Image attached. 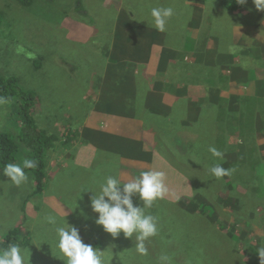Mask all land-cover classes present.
<instances>
[{"label":"rangeland","instance_id":"obj_1","mask_svg":"<svg viewBox=\"0 0 264 264\" xmlns=\"http://www.w3.org/2000/svg\"><path fill=\"white\" fill-rule=\"evenodd\" d=\"M26 1L27 4L25 0H0V76L17 78L21 88L36 97L34 110L41 118L38 129L45 131V137L19 142L15 162L36 159L37 153L31 151L30 142L33 146L43 143L46 181L44 191L37 192L32 173H26L27 183L16 187L0 171V244L7 234L19 229L13 242L29 248L30 264H65L56 248L54 226L45 220L46 216L54 215L59 224L67 221L75 226L85 244L106 251L105 264H159L158 257L162 253L171 257L172 264H262L257 251L264 247V134H261L264 131V79L257 78L258 73L264 74V12L256 9L253 0H246L238 10L225 7L226 2L233 0ZM160 7L174 9V16L164 32L151 27V9ZM242 23L251 25L243 30L244 44L240 39L235 40L237 27H244ZM197 26H201L219 49L227 47L229 55H235L230 59L233 65H227V71L230 68L235 80L228 83L229 92L223 96L226 101L237 96L232 90L235 87L232 81L239 87L252 84L251 93L241 97L248 99L245 106L249 105L256 114L255 125L250 126L257 132H252L248 140L257 144L262 161L250 175L251 167L244 163L247 156L237 157L231 148L232 126L242 131L250 121L247 117L245 126L229 123L230 134L223 132L224 146L218 145L222 136L209 127L211 120L205 114L201 124L196 125L203 135L200 144L190 146L198 142V132L182 134L178 146L172 143L174 133H164L165 148L159 150L165 152L167 158L158 152L159 156L152 158L156 161L152 166L166 173L169 194L148 209L158 218L159 233L145 242L147 255H141L135 249V236L126 239L121 233L114 239L97 226L98 214L90 206L94 193L89 190L98 191L99 183L107 176L119 174L122 182L133 179L124 171L118 173L121 158H113L114 154H95L84 158L83 162L77 152L68 162L67 155L74 144L65 137L71 133V126L79 125L83 117V121L88 118L98 91L106 90L113 82L109 68L115 59L112 51L116 42L134 36L147 41L161 38L167 51H172L170 55L191 58L192 54L183 56L185 53H179L177 47L185 43L189 29ZM169 32H174V37ZM129 64L136 67L135 60ZM224 64L217 63L216 68L211 69L203 60L202 82L208 77L220 78ZM105 77L109 83L98 85ZM224 84L220 81V85ZM91 86L96 87L92 92L95 97L88 100ZM114 101L118 108L112 111L118 113L132 112L127 106L135 104L104 99L97 106L105 109ZM17 105L18 102L0 103V132L21 134L22 118ZM74 111L77 114L71 117ZM246 111L253 115L248 107ZM184 114V110L173 112L175 131L181 129ZM242 115L240 112L237 122H243ZM227 127L225 125V129ZM209 147L223 153L220 162L224 167L235 165L230 169L232 174L223 180H216L198 165L199 155L207 165L212 164ZM84 149L83 155L92 154L88 146ZM115 167L116 173H112ZM242 168L247 170L246 174L240 173ZM133 199L143 206L138 197Z\"/></svg>","mask_w":264,"mask_h":264},{"label":"crops","instance_id":"obj_2","mask_svg":"<svg viewBox=\"0 0 264 264\" xmlns=\"http://www.w3.org/2000/svg\"><path fill=\"white\" fill-rule=\"evenodd\" d=\"M241 25L245 28L237 27L238 35L236 34L235 40L240 39L244 44V38L241 37L243 30L250 28L251 25L248 23ZM174 34V32L171 34L172 37ZM188 34L185 43L177 48L179 53H185L183 56L192 54L191 58L170 55L172 51H167L164 47L166 43L161 38L153 37L147 41L134 36L120 39L115 43L112 51L115 59L112 60L109 68L111 75L114 76L113 82L106 90L98 91L99 96L95 101L99 103L105 99L135 103L127 106L132 112H111L107 108L102 110L93 105L88 118L83 121V117L79 125L71 126V133L67 135L68 138L65 137L66 141L72 140L74 144L73 150H69L67 155L68 162L76 157L77 152L80 153L82 161L95 154H114L113 158L120 157L119 163L122 161L118 173L124 171L134 178L142 170L153 169L152 163L156 161H152V158L155 159L159 153L166 158L167 154L159 150L165 148L164 133H174L172 143L178 146L179 137L189 131L184 128L185 118L191 113L196 114L195 107H191L190 103L193 102L195 105L200 101L206 93L205 88L220 84V78L208 77L202 82L203 60L209 63L211 69H215L217 63L221 66L222 62H225L222 69H227L229 57L231 59L235 56L234 54L229 56L227 47H222L224 50L219 49L217 43L203 32L201 26L190 28ZM240 42L235 43L240 44ZM186 43H188L187 47H185ZM208 43L209 45L206 46ZM126 48L128 52H125ZM127 54L129 55L126 56ZM134 60L136 67L129 64V61ZM257 79H264V74L258 73ZM109 81L108 77L102 78L98 85L103 82L107 85ZM232 82L231 85H235L232 90L237 96L251 93L252 84L239 87L236 81ZM173 88L174 90L171 91ZM95 89L96 87L91 86V92L87 93L88 100L92 99L91 96L95 97V93H92ZM227 90L223 92V96L225 92H229ZM113 107L118 108L116 102ZM180 110L185 111L184 120L181 129L174 132L170 130L174 129L175 124L173 112ZM71 114L70 116L74 117L77 112ZM159 117L161 120L158 119ZM163 119L167 120L166 123ZM170 123L172 125L169 129ZM87 146L89 150L92 149V154L83 155L82 152H85L84 148ZM144 150L148 152H137ZM112 173H116V167L113 168Z\"/></svg>","mask_w":264,"mask_h":264},{"label":"clouds","instance_id":"obj_3","mask_svg":"<svg viewBox=\"0 0 264 264\" xmlns=\"http://www.w3.org/2000/svg\"><path fill=\"white\" fill-rule=\"evenodd\" d=\"M238 3L243 5L246 0H238ZM253 3L258 11L264 12V0H253ZM173 16L172 7L153 8L151 27L164 32ZM208 151L216 158V162L203 166V170L216 180L230 176L231 170L224 168L220 162L223 160V153L215 147H209ZM37 167V160L26 158L22 162H7L3 165L2 173L11 184L20 187L29 179L25 169ZM118 175L104 178L98 185V191L89 190L94 193L90 200L91 209L98 214L95 224L101 226L114 239L121 233L126 239L135 236L136 251L141 255H147L145 242L159 233L158 218L148 209L169 194L165 182L166 173L156 169L142 171L128 182H122ZM134 197H138L143 206L134 203ZM45 220L54 226L56 248L65 264H105L106 251L85 244L75 226H70L67 221L65 224H59L54 215L46 216ZM29 251V248H23L19 243H9L7 247L0 248V264H30ZM257 253L264 264V247L258 249ZM158 261L159 264H172L171 257L166 253H162Z\"/></svg>","mask_w":264,"mask_h":264},{"label":"trees","instance_id":"obj_4","mask_svg":"<svg viewBox=\"0 0 264 264\" xmlns=\"http://www.w3.org/2000/svg\"><path fill=\"white\" fill-rule=\"evenodd\" d=\"M25 3L28 2L25 0ZM225 7L232 8L234 10H238L241 7V4L238 3V0H233L232 2H226ZM232 55V54H231ZM229 55V56H231ZM230 60V57H229ZM233 65L232 62L229 61V65ZM236 66V65H234ZM229 74H230V68H229ZM231 75V74H230ZM228 76L227 69H221V77L220 81L225 82L224 85H217L216 87L212 86L208 89H204L206 92L203 97L198 101L197 103L191 102V107H195L196 114L191 113L189 116H187L184 120V128L192 131V132H198L199 136L197 138V143H191L190 146L200 144L203 138L202 131H199L200 129L196 128L197 123L199 122V125L202 121V115H207V119L211 120V123L209 127H213L215 134L218 132L222 136V140L219 142V146L225 145V134L229 135V123L230 124H236V125H246V117L250 119L248 125L242 129L235 128L232 126L233 132L231 137V148L234 150V154L238 157L247 156V159L244 161V163H247L251 167V172L255 173V165L259 164L262 160L259 159V148L256 147L254 144V141L248 140L253 135L252 132H257L252 129L250 125H255V117L256 114H253L252 108L247 105L248 109L252 112L253 115L247 114V107L245 106V100H248L241 96H232L230 97L229 101H226L227 98L223 97V91L227 89L228 83L230 80H235L234 76ZM207 94V97L205 98V95ZM0 101L3 102H18V105L20 107L19 113L21 115V126H19V129L21 130V134L18 136H15L14 133L9 132H0V171H2L3 165L7 162H15L17 159V153L19 150V142L27 141L29 139L37 138V140L40 139V137H45V131H41L38 129V118L39 115H37V111L34 110L35 104H36V97L31 93L27 92L25 89H22L19 85V80L15 77L11 78H5L0 76ZM0 102V103H3ZM102 102V101H101ZM99 102V103H101ZM104 102V101H103ZM115 102V101H114ZM113 103L107 105V109L111 112L113 107ZM98 103V104H99ZM95 107L99 108L96 104H94ZM103 108H99L102 110H106ZM242 112L244 115H242V121L243 122H237V119L239 118V113ZM254 116V117H253ZM166 118V117H165ZM164 118V119H165ZM231 118L233 120H231ZM158 119L161 120L159 117ZM165 123L167 120H164ZM175 122V121H174ZM172 123H170L169 129L171 127ZM225 125L228 127L225 129ZM264 125V122H263ZM22 127V128H21ZM175 131V124L173 125ZM258 131L259 129L256 128ZM225 132V134L223 133ZM243 133H250L249 135H243ZM238 135V137H235L234 135ZM261 134H264V131H261ZM47 137V136H46ZM243 139V140H242ZM196 140V141H197ZM240 140V141H239ZM239 141V142H238ZM194 142V141H193ZM238 142V143H236ZM31 151L36 152V159L38 161V167L36 169H25L26 173H32L35 176L36 186H37V192H43L45 189V181H46V163L44 155H46V147L43 146V143L37 146H33L32 142H30ZM243 146L244 148H237ZM192 149V147H191ZM192 151V150H191ZM165 156V155H164ZM224 156V155H223ZM213 157V156H212ZM167 158V156H166ZM199 158V167L201 170H203V166H206L207 163L203 162L201 160V155L198 156ZM216 161V158L213 157L212 163ZM243 163V164H244ZM224 167V166H223ZM231 167H235V165H231L229 167H224L226 169H231ZM240 173L246 174L247 170L245 168H242L240 170ZM208 208H211L214 210L213 207L207 205ZM19 232V229H16L14 231H11L9 234L4 237L3 241L0 244V248L7 247L9 243H15L13 242L17 236H14L16 233Z\"/></svg>","mask_w":264,"mask_h":264}]
</instances>
